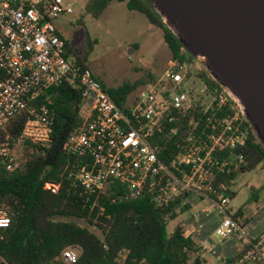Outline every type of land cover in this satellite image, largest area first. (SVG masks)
Returning a JSON list of instances; mask_svg holds the SVG:
<instances>
[{
	"label": "built area",
	"instance_id": "built-area-1",
	"mask_svg": "<svg viewBox=\"0 0 264 264\" xmlns=\"http://www.w3.org/2000/svg\"><path fill=\"white\" fill-rule=\"evenodd\" d=\"M73 12L67 0H0V131L27 111L29 118L18 141L48 147L53 133L51 111L46 104H33L53 87L64 83L78 87L84 101L81 116L88 123L71 133L67 151L77 159L71 176L86 192L103 193L118 182L127 188L129 198L150 191L158 206L170 207L179 201L175 209L185 216L180 226L202 254L221 263L248 249L241 263L264 264V215L248 224L233 217L229 188L224 183L215 186L216 173L243 161L241 155L231 162L219 160L225 150L244 146L249 136L248 129L242 128L237 103L225 91L193 77L187 63L171 60L162 76L138 93L127 107L130 114L126 113L91 69L66 58L55 21ZM192 109L206 117V123L200 134L193 131L188 136L182 152L166 165L159 158V147L149 139L162 131L165 114ZM0 157L7 171L21 166L6 148L0 149ZM46 188L57 189L50 184ZM11 221L1 207L0 229H7ZM215 235L217 242L212 240ZM62 260L75 264L78 254L65 250ZM0 264H6L1 257Z\"/></svg>",
	"mask_w": 264,
	"mask_h": 264
},
{
	"label": "trees",
	"instance_id": "trees-1",
	"mask_svg": "<svg viewBox=\"0 0 264 264\" xmlns=\"http://www.w3.org/2000/svg\"><path fill=\"white\" fill-rule=\"evenodd\" d=\"M112 2L126 3L130 11L145 15L152 26L163 30L172 61L187 63L191 69L199 63L202 70L199 69L197 77L209 87L224 92L206 67L169 30L148 0H90L86 13L98 19ZM58 34L64 41L66 58L75 66L90 69L88 58L95 42L85 33L86 46L84 56H81L82 51ZM150 79L154 81L152 77ZM144 85L145 82H136L105 90L130 114L128 98ZM83 102L81 90L70 83L49 89L33 105L46 104L51 111L53 133L50 145L44 147L25 141V161L13 172L7 171L0 157V208H5L12 220L7 229H0V257L6 264H65L62 254L72 249L78 251L75 264H207L197 244L182 230L180 222L171 233L167 231V223L180 217L181 213L175 209L179 201L170 207L158 206L152 201L150 191L140 198H129L127 188L118 182H112L103 193H88L71 176L77 159L68 153L67 144L71 133L88 123L81 116ZM171 117L175 119L170 121ZM28 118L29 113L25 111L0 131V147L7 143L13 147ZM242 118V128L249 131L245 145L232 152L225 150L219 160L231 162L233 157L241 155L243 161L238 168L230 165L216 173L215 186L224 183L230 192L240 171L249 173L264 166V145L253 126ZM206 120L197 109L171 110L165 114L161 121L162 131H155L149 139L152 145L159 147L161 161L170 165L182 152L188 136L193 131L200 134ZM196 122L199 123L197 130ZM47 184L57 189H48ZM253 196L258 199L255 193ZM189 208L186 206L184 210ZM244 215L242 209L233 212V217L242 218L245 224L252 221ZM76 221H84L87 226L81 227ZM89 227L100 230L102 238ZM247 251H239L218 264H245L240 261Z\"/></svg>",
	"mask_w": 264,
	"mask_h": 264
},
{
	"label": "rangeland",
	"instance_id": "rangeland-1",
	"mask_svg": "<svg viewBox=\"0 0 264 264\" xmlns=\"http://www.w3.org/2000/svg\"><path fill=\"white\" fill-rule=\"evenodd\" d=\"M67 1L72 4L74 12L57 19L55 25L72 47L82 51L81 56H84L87 38L95 42L88 65L96 79L106 89L136 82L146 83L129 96L127 105H131L138 93L155 83L171 63L172 54L164 42L163 30L152 26L145 15L130 11L123 2H112L102 16L95 19L86 13V5L90 0ZM198 71L197 67H192L193 77H197ZM151 77L154 79L152 82ZM25 143L24 140L17 141L12 148L7 143L0 149L6 148L15 161L22 164L26 158ZM239 163L234 166L240 167ZM230 190L233 194L229 209L233 212L242 209L244 216L252 220L264 215V166L249 173L240 171ZM254 193L258 199L253 196ZM182 220L169 221L168 233ZM76 222L81 227L87 226L84 221ZM89 228L102 238L100 230ZM218 239L216 235L212 236L213 241L217 242ZM74 251L78 254V251ZM203 256L207 264H218L208 253Z\"/></svg>",
	"mask_w": 264,
	"mask_h": 264
},
{
	"label": "water",
	"instance_id": "water-1",
	"mask_svg": "<svg viewBox=\"0 0 264 264\" xmlns=\"http://www.w3.org/2000/svg\"><path fill=\"white\" fill-rule=\"evenodd\" d=\"M264 145V0H148Z\"/></svg>",
	"mask_w": 264,
	"mask_h": 264
},
{
	"label": "flooded vegetation",
	"instance_id": "flooded-vegetation-1",
	"mask_svg": "<svg viewBox=\"0 0 264 264\" xmlns=\"http://www.w3.org/2000/svg\"><path fill=\"white\" fill-rule=\"evenodd\" d=\"M197 59V58H196ZM198 60V59H197ZM199 61V60H198ZM197 62V61H196ZM200 62V61H199ZM201 63V62H200ZM195 67H197L198 69L202 70V67L199 63H195Z\"/></svg>",
	"mask_w": 264,
	"mask_h": 264
},
{
	"label": "crops",
	"instance_id": "crops-1",
	"mask_svg": "<svg viewBox=\"0 0 264 264\" xmlns=\"http://www.w3.org/2000/svg\"><path fill=\"white\" fill-rule=\"evenodd\" d=\"M56 27H57V26H56ZM57 29H58V28H57ZM58 32H59V30H58ZM59 33H60V32H59ZM194 210H195V209H193V211H194ZM187 216H188V215H187ZM183 217L185 218L184 215H183ZM179 218H180V219H183L182 216H180ZM179 218H178V219H179Z\"/></svg>",
	"mask_w": 264,
	"mask_h": 264
}]
</instances>
